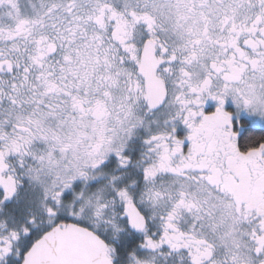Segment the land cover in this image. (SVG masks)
Returning <instances> with one entry per match:
<instances>
[{"label":"snow or ice","instance_id":"snow-or-ice-1","mask_svg":"<svg viewBox=\"0 0 264 264\" xmlns=\"http://www.w3.org/2000/svg\"><path fill=\"white\" fill-rule=\"evenodd\" d=\"M0 264H264V0H0Z\"/></svg>","mask_w":264,"mask_h":264}]
</instances>
